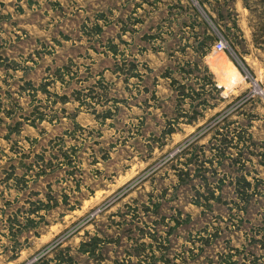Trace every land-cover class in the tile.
<instances>
[{
    "label": "rangeland",
    "instance_id": "374dc122",
    "mask_svg": "<svg viewBox=\"0 0 264 264\" xmlns=\"http://www.w3.org/2000/svg\"><path fill=\"white\" fill-rule=\"evenodd\" d=\"M196 1L209 12L207 0ZM190 2L0 0V264H217L228 251L236 264L264 261L252 240L264 224V0L213 3L223 17L212 20L233 54L213 44L204 57L191 48L170 59L148 54L156 73L197 61L182 78L184 94L152 73L125 89L113 72L117 18L150 22V12ZM200 17L205 39L206 25L212 29ZM199 164L207 181L195 175ZM242 174L253 192L244 212ZM204 183L217 196L210 206L193 202ZM97 231L106 236L101 255L81 253ZM212 232L218 237L201 250L199 236ZM152 241L154 249L136 252Z\"/></svg>",
    "mask_w": 264,
    "mask_h": 264
},
{
    "label": "crops",
    "instance_id": "0c3cea01",
    "mask_svg": "<svg viewBox=\"0 0 264 264\" xmlns=\"http://www.w3.org/2000/svg\"><path fill=\"white\" fill-rule=\"evenodd\" d=\"M206 2L211 6V9H206L213 20L216 19L217 15L220 18L223 17V13H220L219 8L214 7L213 3H217L218 6L220 5L223 8L227 0H207ZM180 5L182 11L177 18L173 16L174 14L170 10L162 11L160 7L159 10L150 12L149 18L155 17L153 20L150 19V22L147 19L142 22L135 21V18L131 15H127L125 20L122 18L115 20V35L112 41L109 42V44L115 45V52L112 51L115 60L113 72L118 80L123 81L125 89L131 88L132 85L139 87L140 84L136 81L143 80L148 73L170 78L166 75L169 74L167 71L169 65L166 63L160 67L161 71L156 73L158 68L150 63L151 59L148 57L150 53L158 55L163 51L166 58L170 59V57H174L179 53L188 54L190 48L193 51L192 54L197 57H204L209 52V47H207L206 52L203 48H199L203 39V33L201 32L202 18L200 17L201 14L194 8L196 4L189 3V7L184 3ZM205 29V31L211 32L207 25ZM190 32L191 34H189ZM122 43L125 44V48L121 47ZM170 44L175 46L171 47ZM212 44H214V41ZM133 45L137 46L136 51L133 49ZM189 59L182 60V64ZM132 63H135L136 66L130 67ZM122 76L124 77L122 78ZM156 82L158 83L157 80ZM146 90L148 91V88ZM104 94L105 91L100 95L103 96Z\"/></svg>",
    "mask_w": 264,
    "mask_h": 264
},
{
    "label": "trees",
    "instance_id": "16d2710c",
    "mask_svg": "<svg viewBox=\"0 0 264 264\" xmlns=\"http://www.w3.org/2000/svg\"><path fill=\"white\" fill-rule=\"evenodd\" d=\"M192 1V5L194 3L193 0H190ZM191 3V2H190ZM181 5H178V3H175L174 4V7H177L178 11H173V7L169 8L170 12L172 14H174L173 16L175 18H177V16L180 14V12L182 11V7H180ZM159 8V5L156 6V9ZM194 8L197 10L198 13L201 14V12L199 11V8L196 7V5L194 6ZM207 13V12H206ZM171 14V15H172ZM99 15H102L99 14ZM202 15V14H201ZM207 15L209 17L210 14L207 13ZM203 16V15H202ZM135 18V21H143L144 19L143 18ZM203 20L206 21L207 23V19L205 17H203ZM93 29L95 30L94 33H98V34H101L103 32V27L102 25H100V23L98 21L95 22V25L93 27ZM204 35H206L205 39H202V41L200 42V46L199 48H203L204 52H206L207 50V47H209L214 39H215V36L213 33H209L208 31H205L204 32ZM110 46V49L115 52V45L110 43L109 44ZM136 64L135 63H132L130 67H135ZM198 67V63L195 59H189L186 61V63H180L179 66H178V69H175V68H170L169 66V74L167 76H169L172 80V86L173 87H176L177 86V90L179 92H182V94H184L183 92V89L184 87H186V83L182 80V78L186 77L188 73H191L192 70L194 68ZM66 70V71H65ZM59 72H61V74L64 76L66 73L70 72V69H69V66L68 65H65L63 67H61V69L59 70ZM177 73V74H176ZM176 74V75H175ZM179 74V75H178ZM178 75V76H177ZM62 78V77H61ZM30 84H32L30 82ZM34 92L37 91L35 88H33ZM195 89L191 88V91H194ZM63 96V95H62ZM63 102H66V99H67V96L64 95V98H63ZM113 116V111L112 109H107L104 114H103V117L106 119L108 117H112ZM32 124H35V122L33 121ZM17 132H19V125H21V121H15L14 123ZM9 127H11V125H9ZM11 130L12 127H11ZM169 131H172L169 130ZM7 136V135H5ZM191 156L188 157V161L186 162V164L188 165V168L187 169H179V172L177 173L178 175V180H179V183L182 184L184 182L185 179H187L189 176H190V167H189V164L193 162V160L196 158V150H193L191 152ZM218 154H223V151H219ZM206 171H208V168L207 167H204V165H201L199 164V166L196 168V171H195V175H200L201 178L203 179V181H207V175H206ZM8 175H12V174H8ZM16 182H18L19 180H22L24 181V176H18L16 175V178H15ZM252 188V182L251 180H249L245 174H242L239 179H238V182H237V187L236 189L240 192L239 194V198L240 200H243V205L241 207V210L244 212L246 210V207L251 199V194L253 193H249L250 192V189ZM211 198H217V196L215 195V192L214 190H211L209 189V187H207V183H204L202 184V189H195L194 191V198H193V202L197 205H201V206H210L212 205V203L210 202V199ZM42 200H40L41 202ZM42 203H44L42 201ZM239 204V203H237ZM160 203L159 202H154L153 203V206H154V210H156L158 207H159ZM149 208V207H148ZM137 208L136 207H133V212L136 211ZM136 216V215H134ZM28 221H31L32 218L30 219L29 217L27 218ZM135 220V219H134ZM114 221V220H113ZM116 224H118V226L120 227L123 223L122 222H117ZM178 224V222H177ZM176 225H173L171 227V229L175 228ZM207 229V228H206ZM258 231L255 232V234H259L260 237L259 238H256V237H253L252 240L253 242L255 243V245L259 246L260 248H263L264 249V224H259L258 225ZM168 233H171L168 231ZM153 233H151L152 235ZM153 238H156L155 234L152 235ZM106 236H101L98 231L96 233H94L93 235H90L88 239H84L81 241L80 245H79V248L78 250L83 253V254H88L89 256H97V255H101V251H102V245L103 243H105L106 239H105ZM212 237H218V233L217 232H212V233H209L208 235H202V236H199L201 242H202V245L200 246L201 250L204 248V245L209 243V239L212 238ZM152 247V249H154L155 244L152 242H150L148 245L145 244L144 242L143 243H139L136 247V252L138 254L142 253L146 248L148 247ZM157 248H160V247H157ZM230 249H235V251H240L241 249L239 247H235L234 245H230L229 246ZM191 251V250H190ZM154 252V251H153ZM152 257L154 256V253H152L151 255ZM193 256V255H192ZM234 252H231V251H228L227 253L223 254V257L219 260V263L217 264H236V261L237 259H234ZM263 257V260H264V254L261 255ZM75 255L73 254H69L67 256V260L68 262H72V261H76L77 263V260L75 259ZM166 261H169L167 259H165ZM212 261V260H211ZM253 261V264H264V261H262V263H260L258 261V257L252 259ZM213 263V262H212ZM174 264H179V263H175Z\"/></svg>",
    "mask_w": 264,
    "mask_h": 264
},
{
    "label": "built area",
    "instance_id": "2783aa9c",
    "mask_svg": "<svg viewBox=\"0 0 264 264\" xmlns=\"http://www.w3.org/2000/svg\"><path fill=\"white\" fill-rule=\"evenodd\" d=\"M193 1L195 3H197L196 0H193ZM197 7H198V5H197ZM198 8H199V11L201 12V14L207 19V22L209 23V26H211V29H212L211 32L215 36L213 47L216 50H222V51L227 50L229 53L233 54L234 51H233L232 47L230 46V43H227V40H225L223 38L224 35L218 30V28L215 25V23L213 22L212 18L207 15L206 11L203 8H201V7H198Z\"/></svg>",
    "mask_w": 264,
    "mask_h": 264
},
{
    "label": "bare ground",
    "instance_id": "6f19581e",
    "mask_svg": "<svg viewBox=\"0 0 264 264\" xmlns=\"http://www.w3.org/2000/svg\"><path fill=\"white\" fill-rule=\"evenodd\" d=\"M228 70V69H227ZM234 70V69H233ZM235 71V70H234ZM227 72V71H226ZM235 73H236V71H235ZM237 77V76H236Z\"/></svg>",
    "mask_w": 264,
    "mask_h": 264
}]
</instances>
